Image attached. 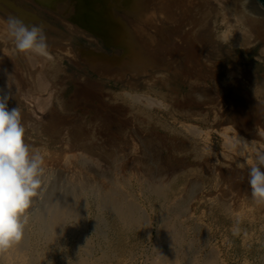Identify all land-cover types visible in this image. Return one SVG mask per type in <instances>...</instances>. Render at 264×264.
<instances>
[{"label": "rangeland", "instance_id": "obj_1", "mask_svg": "<svg viewBox=\"0 0 264 264\" xmlns=\"http://www.w3.org/2000/svg\"><path fill=\"white\" fill-rule=\"evenodd\" d=\"M207 3L209 16L178 5L167 18L157 0H0V89L21 111L26 143L59 170L86 172L88 159L112 177L104 179L118 186L116 198L140 206L137 226H123L87 193L80 229L58 245L29 221L36 264H76L81 255L88 264H264V203L248 184L249 162L264 152V19L249 15L250 38L233 45L216 37L218 4ZM9 16L43 23L53 57L19 53Z\"/></svg>", "mask_w": 264, "mask_h": 264}, {"label": "bare ground", "instance_id": "obj_2", "mask_svg": "<svg viewBox=\"0 0 264 264\" xmlns=\"http://www.w3.org/2000/svg\"><path fill=\"white\" fill-rule=\"evenodd\" d=\"M214 1V0H213ZM228 1V0H227ZM230 1V0H229ZM228 1V2H229ZM209 2V1H208ZM218 7H217V11L215 12V20L214 22L216 23L217 21L220 20L221 25L223 26V28L221 30L218 31L216 37L219 38L222 41H232L233 45L234 44H238V42H236L239 38H250L251 36V30L249 29L252 25V21H251V17H249V15L257 17V18H263L264 19V7L257 1V0H233V2L235 3V7L232 8L228 3L226 4L225 1L223 0H216ZM184 3V4H183ZM215 3V2H214ZM192 4V5H190ZM181 6L183 5V7H185L186 9H189L190 11H192V14H195L196 18L197 16L202 12H204L205 15L209 16L208 13L211 11L210 9V4L207 3V0H202L200 1V3L196 6L194 5V0H157V6H158V11L162 10L161 15L164 17L168 16L172 17V7H176V6ZM234 5V4H232ZM216 7V6H215ZM215 11V10H214ZM211 15V14H210ZM202 16V15H201ZM204 16V15H203ZM206 16V17H207ZM214 17V16H213ZM202 18V17H201ZM187 19V18H186ZM204 19V18H203ZM199 20V19H197ZM196 20V21H197ZM207 19H205L206 21ZM259 20V19H258ZM193 21V20H192ZM257 21V20H256ZM203 22V21H202ZM193 23V22H192ZM196 23V22H195ZM198 23V22H197ZM204 24V23H203ZM262 25H264L263 23H261ZM198 25V24H197ZM200 25V24H199ZM219 25V24H218ZM262 27V26H261ZM262 29L264 30V27H262ZM260 30V29H259ZM263 32V31H262ZM261 32V33H262ZM264 34V33H263ZM242 39L240 41H243ZM249 40V39H248ZM246 41V40H245ZM244 41V42H245ZM229 43V42H228ZM51 58L53 57V55L50 53ZM36 57V56H35ZM32 58V57H29ZM38 58V59H37ZM34 59V58H33ZM42 59H48L45 57H42ZM34 60H38L40 61L39 56L36 57ZM42 61V60H41ZM37 63V62H36ZM45 65V64H44ZM54 65V64H53ZM43 71V70H42ZM46 75V74H45ZM39 78V77H37ZM45 79V78H44ZM49 82V81H48ZM46 86V84L42 81V79H39V87L40 89H44V87ZM50 86V85H49ZM57 93V92H56ZM48 94V93H47ZM141 96V94H140ZM53 97V96H52ZM132 98V96H130ZM136 98V97H135ZM137 99V98H136ZM153 99V98H152ZM33 100V99H32ZM51 100V99H50ZM146 100V99H145ZM149 100V98H148ZM154 100V99H153ZM152 100V101H153ZM47 101V100H46ZM138 101V100H137ZM150 101V102H152ZM33 104H35L34 101H32ZM45 102V101H44ZM43 102V107L45 106V102ZM158 105V104H157ZM150 106V105H149ZM135 111V110H134ZM146 119V118H145ZM29 122V121H28ZM91 123V122H90ZM98 126V125H97ZM57 127V126H56ZM37 128V127H36ZM39 129V128H38ZM61 131V130H60ZM47 132V131H46ZM53 132V131H52ZM51 132V133H52ZM58 132V131H57ZM56 132V133H57ZM55 133V132H54ZM70 133V132H69ZM91 133V132H90ZM76 134V133H75ZM79 134V133H78ZM70 135V134H69ZM81 137V136H80ZM85 137V136H84ZM82 138V137H81ZM67 139V138H66ZM83 140V138H82ZM75 141V140H74ZM79 141V140H78ZM76 142V141H75ZM75 144V143H74ZM127 145V144H126ZM122 146V145H121ZM133 146V145H132ZM84 147V146H83ZM86 147V146H85ZM115 150V149H114ZM131 150V149H130ZM74 151V150H73ZM122 151V150H121ZM41 152V151H40ZM69 152V151H68ZM71 152V151H70ZM76 152V151H75ZM135 152V151H134ZM90 153V152H89ZM95 153V152H94ZM98 153V152H97ZM129 153V152H128ZM113 154V153H112ZM142 154V153H141ZM144 154V152H143ZM114 155V154H113ZM124 155V154H122ZM69 156V155H68ZM67 156V157H68ZM75 156V155H72ZM71 156V157H72ZM84 157V156H82ZM111 157V156H109ZM120 157V156H119ZM136 157V156H135ZM146 157V156H145ZM76 158V157H75ZM75 158L73 159V161H75ZM81 158V157H78ZM112 158V157H111ZM109 158V159H111ZM82 159V158H81ZM81 159H77V160H81ZM108 159V158H107ZM114 159V157H113ZM126 159V158H125ZM137 159V158H136ZM76 160V161H77ZM99 160H101L99 158ZM115 160V159H114ZM118 160V159H117ZM72 161V160H71ZM144 161V160H143ZM146 161V160H145ZM55 162V161H54ZM79 162V161H78ZM102 162V161H101ZM114 162V161H113ZM141 162V161H140ZM53 163V162H52ZM80 163V162H79ZM107 163V162H106ZM110 163V162H109ZM118 163V162H117ZM117 163L115 165H117ZM121 163V162H120ZM146 163V162H145ZM73 164V163H72ZM81 164H82V168H84L86 170V172H80L78 169V172L71 171V170H65V169H60L59 170V166L58 169L54 168L57 167L55 164L53 167H50L48 165H46V176L44 178V182L42 184V187L39 191V195L37 197H35L33 199V204L32 207L29 210L30 216H29V221H31L32 223H34L36 225V231L37 234L40 235L43 239L47 240V242H52L56 240H59L58 238L62 235V234H68L69 233H73L76 230H79L81 223V218H84L82 215L84 213V199L86 198V194L87 193H92L97 199V204L100 210H107L108 212H110V215H114L116 216L119 220L122 221V225H127V226H131L132 224L137 223V209L140 208V206L136 209V206H134L133 204H129L126 203L124 200V198H116L117 196V187H115L111 181V179H109L107 176L108 174L105 172L106 169H104L105 171L99 170V168L97 169V167H94V165L87 159V161L84 159L81 160ZM80 164V165H81ZM103 164V163H101ZM100 164V165H101ZM119 164V163H118ZM142 164V163H141ZM165 164V163H164ZM71 165V164H70ZM75 165V164H74ZM73 165V166H74ZM78 165V164H77ZM147 165V164H146ZM145 165V166H146ZM151 165V164H150ZM96 166V165H95ZM107 167V165H104ZM109 166V165H108ZM114 166V165H111ZM131 166V165H130ZM133 166V165H132ZM131 166V167H132ZM162 166V165H161ZM72 167V166H71ZM75 167V166H74ZM72 167V168H74ZM79 167V165H78ZM100 167V166H99ZM116 167V166H115ZM118 167V166H117ZM127 167V166H126ZM125 167V168H126ZM129 167V166H128ZM147 167V166H146ZM149 167V165H148ZM61 168V167H60ZM64 168V167H63ZM102 168V167H101ZM111 168V167H110ZM144 168V167H143ZM151 168V166L149 167ZM119 169V168H118ZM137 169V168H136ZM154 169V168H153ZM159 169V167L157 168V170ZM108 170V169H107ZM143 170V169H142ZM150 170V169H149ZM152 170V169H151ZM155 170V169H154ZM168 170V169H167ZM88 171H92L95 175V178L90 177V173L87 172ZM110 171V170H109ZM108 172V171H107ZM142 172V171H141ZM163 172V171H162ZM109 173V172H108ZM127 173V172H126ZM135 173V171H134ZM161 173V172H160ZM172 173V172H171ZM115 174V173H114ZM154 174V173H153ZM111 174H109L110 176ZM134 175V174H133ZM165 175V174H164ZM170 175V174H169ZM116 176V175H115ZM118 176V175H117ZM131 176V173H130ZM158 176V175H157ZM108 178V179H104V178ZM120 177V176H119ZM136 177V176H135ZM162 177V176H161ZM164 177V176H163ZM171 177V176H170ZM124 178V176H123ZM149 178V177H148ZM102 179H104L103 182ZM122 179V178H121ZM138 179V178H136ZM141 178H139L140 180ZM114 180V179H113ZM129 180V179H128ZM144 180V178L142 179ZM141 180V181H142ZM148 180V179H147ZM116 181V180H115ZM114 181V182H115ZM120 182V180H117ZM124 181V180H123ZM145 181V180H144ZM154 181V180H153ZM118 182V183H119ZM122 182V181H121ZM124 182H128V181H124ZM140 182V181H139ZM150 183V182H148ZM153 183V182H152ZM165 183V182H163ZM129 185V184H128ZM151 186V185H150ZM150 186L147 187L149 188L148 190H150ZM154 186V185H153ZM152 186V188H153ZM163 186V185H162ZM198 186V185H197ZM121 187V186H120ZM156 187V186H155ZM193 187V186H192ZM122 188V187H121ZM195 188V187H194ZM193 188V189H194ZM119 189V188H118ZM143 189V188H142ZM154 189V188H153ZM157 189V188H155ZM152 190V189H151ZM195 190V189H194ZM119 191V190H118ZM123 190H121L120 192H122ZM119 192V196H123V193H121L120 195ZM141 192V191H140ZM184 194V193H183ZM89 195V194H88ZM127 195V194H126ZM130 196V195H129ZM89 197V196H88ZM128 197V196H127ZM92 198V197H91ZM90 198V199H91ZM129 198V197H128ZM93 199V198H92ZM127 201V200H126ZM89 202V201H88ZM132 202V201H131ZM135 202V201H134ZM149 202V201H148ZM177 202V200H176ZM87 203V202H86ZM93 203V202H92ZM172 204V203H171ZM168 205V203H167ZM175 205V204H174ZM96 207V204H95ZM169 208V207H168ZM172 209V208H171ZM139 210V209H138ZM174 210V209H173ZM97 211V210H96ZM140 211V210H139ZM142 211V210H141ZM162 211V210H161ZM181 211V210H180ZM104 212V211H102ZM101 212V213H102ZM143 212V211H142ZM141 212V213H142ZM164 212V211H163ZM185 212V211H182ZM100 213V212H99ZM180 213V212H179ZM145 214V213H144ZM160 214V213H159ZM164 214V213H162ZM99 215V214H98ZM103 215V214H102ZM101 215V216H102ZM185 215V214H184ZM105 216V215H104ZM141 217V215H139ZM147 216V215H146ZM86 217V214H85ZM106 217V216H105ZM110 217V216H109ZM144 217V216H142ZM104 218V217H103ZM86 219V218H85ZM96 219V217H95ZM110 219V218H109ZM117 219V220H118ZM142 219V218H141ZM94 220V219H93ZM99 220V219H98ZM107 220H105L106 222ZM142 221V220H141ZM144 221V220H143ZM164 221V220H163ZM171 221V220H170ZM30 222V224H31ZM82 222V221H81ZM84 222V221H83ZM89 222V221H88ZM104 222V223H105ZM91 223V222H89ZM99 223V222H98ZM109 222H107L108 224ZM113 223V222H112ZM171 223V222H170ZM83 224V223H82ZM101 224V223H100ZM103 224V223H102ZM106 224V225H107ZM143 224V223H142ZM33 225V224H32ZM94 225V224H93ZM105 225V224H104ZM121 225V226H122ZM139 225V222H138ZM168 225V224H167ZM96 226V225H94ZM103 226V225H102ZM134 226V225H133ZM135 226H137L135 224ZM134 226V227H135ZM141 225H139L140 227ZM148 226V225H147ZM30 226H28V229ZM84 227V226H83ZM82 227V228H83ZM98 227V224H97ZM107 227V226H105ZM126 227V226H125ZM165 227V226H164ZM33 228V227H32ZM95 228V227H93ZM99 228V227H98ZM108 228V227H107ZM111 228V227H110ZM131 229V227H129ZM133 228V227H132ZM150 228V227H149ZM166 228V227H165ZM101 229V227L99 228V230ZM129 229V230H130ZM141 229V227L139 228ZM143 229V228H142ZM167 229H169L167 227ZM179 229V228H178ZM103 230V229H102ZM101 230V231H102ZM106 230V229H105ZM132 230V229H131ZM162 230V229H161ZM29 231V230H28ZM27 231V226L25 228V234H24V238L23 240L16 245H13L10 249H8L7 251L0 253V261H2V264L5 263H27V264H36L37 263V259H40L41 257H29L28 256V252H27V248L30 245L29 244V238H28V232ZM93 231H96L93 230ZM100 231V232H101ZM104 231V230H103ZM103 231L100 233L102 234ZM110 231V230H109ZM112 231V230H111ZM121 231V230H120ZM135 231V230H134ZM150 231V230H149ZM180 231V230H179ZM28 232V233H27ZM35 232V231H34ZM33 232V233H34ZM105 232V231H104ZM127 232V231H126ZM131 232V231H129ZM176 232V230H175ZM182 232V231H181ZM78 233V232H77ZM107 233V232H106ZM109 233V232H108ZM123 233V232H121ZM128 233V232H127ZM162 233V232H161ZM169 233V232H168ZM172 233V232H171ZM170 233V235H171ZM174 233V232H173ZM172 233V235H173ZM177 233V232H176ZM185 233V232H184ZM82 234V233H80ZM114 234V232H113ZM125 234V233H124ZM129 234V233H128ZM179 234V233H178ZM182 234V233H181ZM188 234V233H187ZM36 235V233H35ZM83 235V234H82ZM87 235V234H86ZM105 235V234H104ZM116 235V234H115ZM170 235L168 238H170ZM34 235H32L33 237ZM64 236V235H63ZM71 236V235H70ZM78 236V235H77ZM81 236V235H80ZM108 236V235H107ZM113 236V235H112ZM178 236V235H177ZM176 236V237H177ZM180 236V234H179ZM86 237V236H85ZM126 237V236H125ZM172 237V236H171ZM31 238V237H30ZM38 238V237H37ZM62 238V237H60ZM64 238V237H63ZM62 238V239H63ZM67 238V237H66ZM106 238V237H105ZM104 238V239H105ZM167 238V239H168ZM175 238V237H174ZM70 239V238H69ZM79 239V238H78ZM89 239V238H87ZM103 239V240H104ZM119 239V238H118ZM148 239V238H147ZM166 239V241H167ZM173 239V238H172ZM176 239V238H175ZM182 239V238H181ZM38 240V239H36ZM73 240V239H72ZM84 240V239H83ZM102 240V241H103ZM107 240V238H106ZM112 240V238H111ZM122 240V239H121ZM192 240V239H191ZM42 241V239H41ZM67 241V240H65ZM88 241V240H87ZM91 241V240H90ZM100 241V240H99ZM113 241V240H112ZM172 241V240H171ZM177 241V240H176ZM182 241V240H180ZM31 242V241H30ZM33 242V241H32ZM58 242V241H57ZM57 242L55 244H57ZM61 242V241H60ZM69 242V241H68ZM82 242V241H81ZM86 242V241H85ZM84 242V244H85ZM105 242V241H104ZM110 242V241H109ZM118 242V241H116ZM114 242V243H116ZM179 242V241H178ZM34 243V242H33ZM43 245V242H41ZM40 243V245H41ZM91 243V242H90ZM89 243V245H91ZM102 243V242H101ZM111 243V242H110ZM168 243V242H167ZM171 243V242H169ZM176 243V242H175ZM32 244V243H31ZM53 244V243H52ZM71 244V243H69ZM79 244V243H78ZM117 244V243H116ZM174 244V243H173ZM36 245V243H35ZM47 245V244H46ZM50 245V244H49ZM58 245V244H57ZM67 245V244H66ZM72 245V244H71ZM80 245V244H79ZM82 245V244H81ZM80 245V246H81ZM88 245V246H89ZM93 245V244H92ZM100 245V243L98 244V246ZM113 245V244H112ZM162 245V244H161ZM177 245V243H176ZM175 245V246H176ZM33 246V245H32ZM56 246V245H55ZM55 246H53L52 248H54ZM88 246H86L88 248ZM104 246V245H103ZM108 246V245H107ZM155 246V245H154ZM30 247V246H29ZM48 247V246H47ZM51 247V246H50ZM58 247V246H57ZM68 247V246H67ZM72 247V246H71ZM82 247V246H81ZM100 247V246H99ZM114 247V246H113ZM167 247V245H166ZM39 248V247H38ZM42 248H44L42 246ZM51 248V249H52ZM56 248V247H55ZM60 248V247H59ZM70 248V247H69ZM68 248V251H69ZM75 248V247H74ZM77 248V247H76ZM79 248V247H78ZM77 248V249H78ZM85 248V247H84ZM91 248V246L89 247ZM93 248V247H92ZM112 248V246H111ZM50 249V251H51ZM65 249V247H64ZM67 249V248H66ZM76 249V250H77ZM82 249V248H81ZM117 249V248H116ZM119 249V248H118ZM117 249V250H118ZM168 249V247H167ZM166 249V250H167ZM178 249V248H177ZM29 250V249H28ZM54 250V249H53ZM158 250V249H157ZM160 250V249H159ZM175 251V249H172V251ZM43 252V250H41ZM63 251V250H62ZM74 251V250H73ZM150 251V250H149ZM170 250H167L166 252H170ZM191 251V250H190ZM37 252V251H36ZM88 252V249L85 250V253ZM103 252V251H101ZM100 252V253H101ZM164 252V251H163ZM44 253V252H43ZM46 253V251H45ZM54 253V252H53ZM66 254V252H64ZM93 253V252H92ZM108 253V252H107ZM113 253V252H112ZM195 253V252H194ZM34 254V253H33ZM37 254V253H36ZM47 254V253H46ZM49 254V252H48ZM68 254V253H67ZM83 254V253H82ZM103 254V253H102ZM118 254V253H117ZM166 254V253H165ZM162 254V255H165ZM38 255H40L38 253ZM54 255V254H53ZM61 255V254H60ZM64 255V254H63ZM73 255V254H71ZM78 255V254H77ZM80 255V253H79ZM78 255V256H79ZM85 255V254H84ZM114 255V254H113ZM154 255V254H153ZM36 256V255H35ZM42 256V255H40ZM68 256V255H67ZM70 256V255H69ZM88 256V254H87ZM104 256V257H103ZM103 256H101V258H105L108 257V254H104ZM115 256V255H114ZM117 256V255H116ZM168 256V255H167ZM51 257V255H50ZM61 257V256H60ZM75 257V256H73ZM72 257V258H73ZM91 256H89L90 258ZM171 256H168V258ZM206 257V256H205ZM209 257V256H208ZM47 258V257H46ZM59 258V257H58ZM87 258V257H86ZM94 258V257H93ZM98 258V256L96 257ZM42 259L43 256H42ZM55 259V258H54ZM57 259V257H56ZM60 259V258H59ZM107 259V258H106ZM109 259V258H108ZM180 259V258H179ZM67 260V259H65ZM72 260V259H71ZM74 260V258H73ZM77 262H75L76 264H88L86 263V259L84 256H80L78 259H76ZM88 260V259H87ZM95 260V259H94ZM92 260V261H94ZM101 260V259H100ZM114 260V259H113ZM178 260V259H177ZM202 260V259H201ZM49 261V260H48ZM47 261V262H48ZM55 261V260H54ZM58 261V260H57ZM75 261V260H74ZM90 261V260H89ZM97 261V260H96ZM103 261V260H102ZM112 261V260H111ZM206 261V260H205ZM71 262V261H70ZM95 262V261H94ZM115 262V260H114ZM24 263V264H25ZM39 263V262H38ZM52 263V262H51ZM55 263V262H54ZM63 263V262H62ZM61 263V264H62ZM97 263V262H96ZM99 263V262H98ZM104 263V262H103ZM109 263V262H108ZM193 263V262H192ZM191 263V264H192ZM40 264V263H39ZM68 264V263H67ZM72 264H74L72 262ZM95 264V263H93ZM203 264V263H202Z\"/></svg>", "mask_w": 264, "mask_h": 264}, {"label": "clouds", "instance_id": "obj_3", "mask_svg": "<svg viewBox=\"0 0 264 264\" xmlns=\"http://www.w3.org/2000/svg\"><path fill=\"white\" fill-rule=\"evenodd\" d=\"M6 24L19 53L51 59L43 23L29 25L9 16ZM10 98L0 89V253L23 240L29 210L46 176L45 157L26 143L21 111L8 108ZM248 184L253 199L264 203V152H257L249 162Z\"/></svg>", "mask_w": 264, "mask_h": 264}, {"label": "water", "instance_id": "obj_4", "mask_svg": "<svg viewBox=\"0 0 264 264\" xmlns=\"http://www.w3.org/2000/svg\"><path fill=\"white\" fill-rule=\"evenodd\" d=\"M264 7V0H257Z\"/></svg>", "mask_w": 264, "mask_h": 264}]
</instances>
